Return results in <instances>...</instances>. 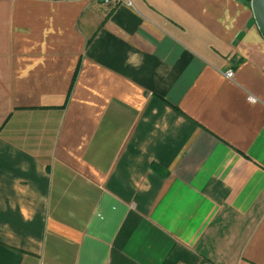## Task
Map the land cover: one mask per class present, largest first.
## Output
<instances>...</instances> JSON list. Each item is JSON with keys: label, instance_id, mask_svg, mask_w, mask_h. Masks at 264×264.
Here are the masks:
<instances>
[{"label": "crops", "instance_id": "obj_1", "mask_svg": "<svg viewBox=\"0 0 264 264\" xmlns=\"http://www.w3.org/2000/svg\"><path fill=\"white\" fill-rule=\"evenodd\" d=\"M0 264H264L247 0H0Z\"/></svg>", "mask_w": 264, "mask_h": 264}, {"label": "water", "instance_id": "obj_2", "mask_svg": "<svg viewBox=\"0 0 264 264\" xmlns=\"http://www.w3.org/2000/svg\"><path fill=\"white\" fill-rule=\"evenodd\" d=\"M250 6L255 22L264 36V0H250Z\"/></svg>", "mask_w": 264, "mask_h": 264}, {"label": "built area", "instance_id": "obj_3", "mask_svg": "<svg viewBox=\"0 0 264 264\" xmlns=\"http://www.w3.org/2000/svg\"><path fill=\"white\" fill-rule=\"evenodd\" d=\"M104 2H105V3H109V2H112V0H104ZM225 74H226V76H228V77H232V75H233V71H232L231 69H228V70L225 71ZM248 99H249L250 101H254V97H252V96H250V95H249Z\"/></svg>", "mask_w": 264, "mask_h": 264}, {"label": "trees", "instance_id": "obj_4", "mask_svg": "<svg viewBox=\"0 0 264 264\" xmlns=\"http://www.w3.org/2000/svg\"><path fill=\"white\" fill-rule=\"evenodd\" d=\"M250 3V0H247Z\"/></svg>", "mask_w": 264, "mask_h": 264}]
</instances>
